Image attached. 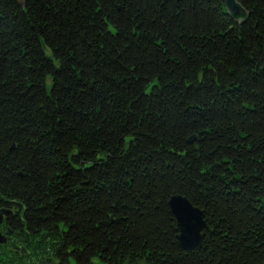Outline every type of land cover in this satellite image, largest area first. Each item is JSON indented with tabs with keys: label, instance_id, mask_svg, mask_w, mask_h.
I'll list each match as a JSON object with an SVG mask.
<instances>
[{
	"label": "trees",
	"instance_id": "trees-1",
	"mask_svg": "<svg viewBox=\"0 0 264 264\" xmlns=\"http://www.w3.org/2000/svg\"><path fill=\"white\" fill-rule=\"evenodd\" d=\"M239 2L0 0L17 264H264V0ZM172 196L205 213L191 251Z\"/></svg>",
	"mask_w": 264,
	"mask_h": 264
},
{
	"label": "water",
	"instance_id": "water-1",
	"mask_svg": "<svg viewBox=\"0 0 264 264\" xmlns=\"http://www.w3.org/2000/svg\"><path fill=\"white\" fill-rule=\"evenodd\" d=\"M228 15L236 22L246 20L248 13L239 0H222ZM175 219L176 240L183 250L191 251L201 246L204 232L208 229L203 210L194 207L186 198L172 196L168 203ZM5 240L0 237V244Z\"/></svg>",
	"mask_w": 264,
	"mask_h": 264
},
{
	"label": "flooded vegetation",
	"instance_id": "flooded-vegetation-1",
	"mask_svg": "<svg viewBox=\"0 0 264 264\" xmlns=\"http://www.w3.org/2000/svg\"><path fill=\"white\" fill-rule=\"evenodd\" d=\"M15 216L16 210L14 209H0V237L5 240L4 243L0 244V253H4L3 256H8L13 264H17V261L23 260L29 255L28 251L20 243V233L15 231V226L13 225ZM35 263L37 264L38 261L35 260Z\"/></svg>",
	"mask_w": 264,
	"mask_h": 264
},
{
	"label": "rangeland",
	"instance_id": "rangeland-1",
	"mask_svg": "<svg viewBox=\"0 0 264 264\" xmlns=\"http://www.w3.org/2000/svg\"><path fill=\"white\" fill-rule=\"evenodd\" d=\"M204 234H205V232H204Z\"/></svg>",
	"mask_w": 264,
	"mask_h": 264
}]
</instances>
